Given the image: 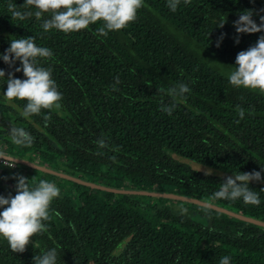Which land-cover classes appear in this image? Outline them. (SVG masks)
I'll use <instances>...</instances> for the list:
<instances>
[{"label": "trees", "instance_id": "1", "mask_svg": "<svg viewBox=\"0 0 264 264\" xmlns=\"http://www.w3.org/2000/svg\"><path fill=\"white\" fill-rule=\"evenodd\" d=\"M9 3L21 12L37 11L25 6V0H0V54L11 39L35 37L37 46L53 52L50 60L39 63L51 68L63 98L59 109L23 118L17 109L23 110L27 101H8L3 95L9 72L26 78L22 71L15 72L21 63L9 68L0 59L5 71L0 78V145L8 154L113 188H175L264 220V182L249 183L259 194L258 206L242 198L213 200L227 177L206 176L199 168L203 164L231 173L255 170L264 177V93L237 88L228 79L237 54L264 35L238 34L234 22L250 9L259 25L264 0H181L175 12L167 0H144L146 7L138 10L137 19L107 37L95 34L102 21L77 32H44L41 25L51 13L40 20L34 15L20 20L12 18ZM222 20L226 22L221 28ZM116 77L120 83L113 90ZM179 83L187 84L190 92L177 100L169 116L161 111V101L167 105L172 98L159 89ZM237 106L245 109L243 119ZM46 115L51 117L47 126ZM13 126L30 132L33 144H14L9 131ZM101 138L106 148L98 147ZM19 163L34 168L23 162L16 166ZM15 167L0 164V195L5 198L16 194L12 177L25 176ZM38 170L60 189L45 222L48 230L35 235L23 253H14L0 237V264H34V255L52 248L58 251L57 264H219L226 255L230 264H264L262 225L214 209L204 223L175 214L163 202L146 203L128 195L134 193L94 188L65 177L73 188H62L54 179L63 176ZM5 181L11 186L4 187Z\"/></svg>", "mask_w": 264, "mask_h": 264}, {"label": "clouds", "instance_id": "2", "mask_svg": "<svg viewBox=\"0 0 264 264\" xmlns=\"http://www.w3.org/2000/svg\"><path fill=\"white\" fill-rule=\"evenodd\" d=\"M181 0H167V6L173 12L177 10ZM185 4L190 0H184ZM25 6H33L37 9L21 12L16 5L9 3L8 8L12 18L23 20L35 16L40 20L44 13H51L49 19H44L41 27L44 32L56 29L65 33L77 32L87 29L90 25L99 21L103 23L96 29V35L107 37L111 31H119L137 19L138 10L146 7L144 0H25ZM254 11L244 10L239 19L234 22L238 34H252L264 32V16H260V24L253 20ZM226 20L219 23L223 27ZM224 39L222 34L216 46ZM239 43V38L236 41ZM53 57L51 49L37 46L35 37L18 38L10 40V47L0 54V59L12 68L16 61H20L21 67H16L15 72H23L25 79L14 77L13 72L8 73L7 89L3 94L8 101H27L20 115L29 119L32 115H39L42 109H59L61 107L62 93L58 90L55 80L52 78L51 68L40 65L41 59L50 60ZM182 72V70H181ZM5 77V71L0 69V78ZM229 83L235 87H245L252 90H259L264 93V35H261L254 46L245 51H240L236 56V66L228 74ZM120 83L116 77L115 85ZM159 91L172 98L170 104L161 101V111L172 115L177 107V100L185 98L190 88L185 83H179L167 90ZM16 107V105H13ZM237 112L241 119L245 116V109L237 106ZM249 114H252L249 112ZM51 119L50 115L44 117L45 126ZM11 140L20 146H31L34 137L23 127L13 126L10 128ZM99 148L107 147L103 138L96 141ZM102 154V153H97ZM0 158H3V166L14 168L18 158L0 151ZM114 159V158H113ZM264 171V167H262ZM206 176L212 175V169H206ZM17 181L16 194H9L7 198L0 195V237L7 240L10 249L14 253H23L37 234L47 232L46 221L50 219V206L52 201L60 196V189L54 182L45 179L39 180L38 184L31 186L29 180L22 175L12 177ZM4 179H7L5 177ZM252 181L264 182L261 171L239 172L228 176L218 191L213 194V200H232L242 198L245 204L259 205L261 203L259 194L249 188ZM183 211H187L184 209ZM59 215V213H57ZM75 231V225H69ZM58 251L52 248L44 251L41 255H34V264H57ZM231 257L223 256L219 264H230Z\"/></svg>", "mask_w": 264, "mask_h": 264}, {"label": "water", "instance_id": "3", "mask_svg": "<svg viewBox=\"0 0 264 264\" xmlns=\"http://www.w3.org/2000/svg\"><path fill=\"white\" fill-rule=\"evenodd\" d=\"M11 155V154H10ZM20 160H18L17 162H23V163H27L29 164L31 167L40 169L42 171H46L49 173H55L58 174L60 176H63L67 179H70L72 181H76L78 183H82L85 185H89L90 187H94V188H100L103 190H107V191H112V192H120V193H134V194H147V195H153V196H162V197H169V198H175V199H179V200H185V201H189V202H193V203H197L200 205H203L205 207H209L211 209L214 210H218L224 213H227L229 215H232L234 217H237L239 219L257 224V225H262L264 226V220L259 219V218H255V217H251V216H247L239 211H235L234 209H230L227 208L226 206H221L219 204H216L212 201H208V200H203L197 197H193V196H187V195H179L176 193H171V192H162V191H151V190H137V189H126V188H113V187H109L105 184H99V183H95L93 181H88L85 179H81L78 177H75L73 175L67 174V173H63V172H59L56 171L54 169L49 168L46 165H39L35 162H30L27 160H23L20 157L16 156V155H12ZM200 166L204 167V171L206 169H212L213 170V174L215 176H222V177H228V176H233V174L235 173H231V172H226L224 170H220L218 168L212 167V166H204L203 164H200Z\"/></svg>", "mask_w": 264, "mask_h": 264}, {"label": "rangeland", "instance_id": "4", "mask_svg": "<svg viewBox=\"0 0 264 264\" xmlns=\"http://www.w3.org/2000/svg\"><path fill=\"white\" fill-rule=\"evenodd\" d=\"M2 148H3V150H6L3 146L0 145L1 150H2ZM26 155H30V154L26 153ZM29 157H31V156H29ZM199 168L204 170L203 166L201 167L199 165ZM15 170H16V172H19L20 174L24 173L25 174L24 177H26L29 180L30 184H32L34 182H39V180H41V178L42 179L47 178V176H45L43 173H41V171H39L38 169L27 168V167L24 168V166L21 165L20 163L18 166L15 167ZM26 170H29L30 173L29 172L25 173V172H27ZM39 177H41V178H39ZM54 180H55V182L60 183L62 188H66L68 186H70V189L73 188V186H71L69 184L68 180L64 179V177L56 178ZM2 185L4 187H9V186H11V183L9 181H5L2 183ZM162 192H171V193L183 195L182 190H177L175 188H169L168 191L162 190ZM128 195H130V197H132L133 199L144 200V201H146V203L147 202L149 203V201H152L153 203H155L157 205H162V202H163V204L169 206L170 210H172L175 214H184V215L189 216V217H191L197 221H201L204 223H208L210 216L213 214V210L211 208L205 207V206L197 204V203L185 201V200H179V199H175V198H168V197H161V196L145 197V196L140 195V194H128ZM208 201H210V200H208ZM184 209H186L187 211L186 212L183 211Z\"/></svg>", "mask_w": 264, "mask_h": 264}, {"label": "crops", "instance_id": "5", "mask_svg": "<svg viewBox=\"0 0 264 264\" xmlns=\"http://www.w3.org/2000/svg\"><path fill=\"white\" fill-rule=\"evenodd\" d=\"M1 146H3L4 148H5V145H1ZM6 149V148H5ZM0 151H3V152H5L6 154H8L9 152V150L7 151V150H3V148H2V150L0 149ZM27 171V170H26ZM25 173H28V171L27 172H25ZM24 174V173H23Z\"/></svg>", "mask_w": 264, "mask_h": 264}, {"label": "built area", "instance_id": "6", "mask_svg": "<svg viewBox=\"0 0 264 264\" xmlns=\"http://www.w3.org/2000/svg\"><path fill=\"white\" fill-rule=\"evenodd\" d=\"M4 161H3V158H0V164H3Z\"/></svg>", "mask_w": 264, "mask_h": 264}]
</instances>
